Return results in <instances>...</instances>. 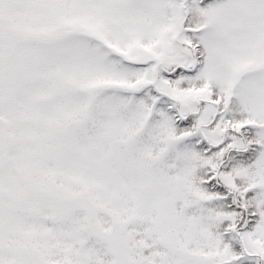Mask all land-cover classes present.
<instances>
[{
	"label": "snow or ice",
	"instance_id": "obj_1",
	"mask_svg": "<svg viewBox=\"0 0 264 264\" xmlns=\"http://www.w3.org/2000/svg\"><path fill=\"white\" fill-rule=\"evenodd\" d=\"M0 264H264V0H0Z\"/></svg>",
	"mask_w": 264,
	"mask_h": 264
}]
</instances>
